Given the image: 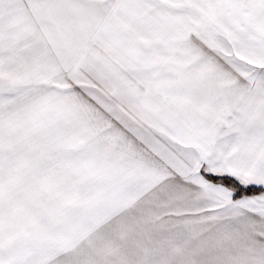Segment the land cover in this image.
Instances as JSON below:
<instances>
[{
    "label": "snow or ice",
    "instance_id": "6c2138e0",
    "mask_svg": "<svg viewBox=\"0 0 264 264\" xmlns=\"http://www.w3.org/2000/svg\"><path fill=\"white\" fill-rule=\"evenodd\" d=\"M0 264H264V0H0Z\"/></svg>",
    "mask_w": 264,
    "mask_h": 264
}]
</instances>
